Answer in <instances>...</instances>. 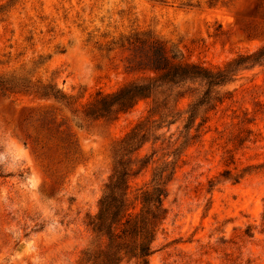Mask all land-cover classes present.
I'll return each mask as SVG.
<instances>
[{
  "label": "rangeland",
  "instance_id": "rangeland-1",
  "mask_svg": "<svg viewBox=\"0 0 264 264\" xmlns=\"http://www.w3.org/2000/svg\"><path fill=\"white\" fill-rule=\"evenodd\" d=\"M0 6V75L55 83L79 107L97 92L150 74L127 64L144 35L213 68L264 44V0H0ZM219 95L187 135L180 118L133 154L128 193L136 212L167 144H187L167 184L166 214L147 264H264V62L240 71ZM191 98L187 92L178 100L181 112ZM150 100L91 120L49 100L0 93V264L76 263L112 173L111 147L146 116ZM42 109L65 119L77 154L58 150L44 159L33 148L27 134Z\"/></svg>",
  "mask_w": 264,
  "mask_h": 264
},
{
  "label": "trees",
  "instance_id": "trees-1",
  "mask_svg": "<svg viewBox=\"0 0 264 264\" xmlns=\"http://www.w3.org/2000/svg\"><path fill=\"white\" fill-rule=\"evenodd\" d=\"M137 42V52L127 59V64L138 70H147L150 74L130 81L113 92H97L83 107H79L75 96L63 93L50 81L33 79L24 74L0 75L3 97L28 95L49 100L83 119L110 118L142 98L151 99L146 116L111 147L112 173L98 199L96 213L88 217L86 224L91 239L75 264H122L127 259H135L140 264L148 263L155 232L166 214L163 205L166 187L174 175L178 152L187 144L177 140L167 144L169 150L161 155V165L153 168L150 180L140 192V206L136 212L131 211L128 193V179L135 165L134 152L151 138L157 139L159 129L180 118L187 135L196 119L222 100L220 87L235 80L240 71L264 62V44L253 51L239 53L221 67L213 68L181 59L156 35H144V39ZM187 92L192 98L181 112L177 103ZM29 138L33 148L40 150L44 159H52L58 155V150L78 153L76 139L65 119L49 109L37 112L33 135L27 134ZM142 160L139 158L137 162ZM224 174L229 175V170Z\"/></svg>",
  "mask_w": 264,
  "mask_h": 264
}]
</instances>
